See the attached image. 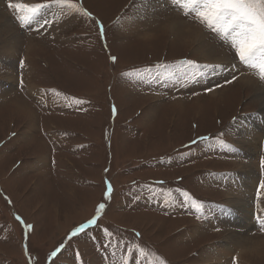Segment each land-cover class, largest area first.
<instances>
[{
    "label": "rangeland",
    "instance_id": "1",
    "mask_svg": "<svg viewBox=\"0 0 264 264\" xmlns=\"http://www.w3.org/2000/svg\"><path fill=\"white\" fill-rule=\"evenodd\" d=\"M0 3V264H264V79L230 37L172 0Z\"/></svg>",
    "mask_w": 264,
    "mask_h": 264
},
{
    "label": "snow or ice",
    "instance_id": "2",
    "mask_svg": "<svg viewBox=\"0 0 264 264\" xmlns=\"http://www.w3.org/2000/svg\"><path fill=\"white\" fill-rule=\"evenodd\" d=\"M55 3H64L65 0H54ZM172 3L180 8L187 9L186 14H195L196 18L205 23L216 35H219L222 40L230 39V46L234 50V57L246 66L257 68L260 73V78L264 79V0H172ZM9 8L15 7L17 11L26 7L21 4H13L9 0ZM34 8L47 7V5L27 6ZM17 19L21 23V27L30 24L26 17L18 16ZM47 23V21H46ZM101 35L103 29L101 28ZM115 61V57L111 58ZM190 65L195 62L189 61ZM213 71L225 70L226 65L210 66ZM236 77L233 76V80ZM80 104V101H76ZM192 143H197L193 141ZM261 166L264 167V159L261 160ZM107 183V182H106ZM264 189V181L258 188ZM110 187L105 192V198H110ZM106 205L101 203L98 205L96 212L99 214ZM89 226H98L95 224V217L87 221L86 224H81L72 233L75 236L77 233L84 231ZM264 228V222L261 224ZM30 227V226H29ZM60 248L53 251L50 255L57 256Z\"/></svg>",
    "mask_w": 264,
    "mask_h": 264
},
{
    "label": "bare ground",
    "instance_id": "3",
    "mask_svg": "<svg viewBox=\"0 0 264 264\" xmlns=\"http://www.w3.org/2000/svg\"><path fill=\"white\" fill-rule=\"evenodd\" d=\"M2 1V0H0ZM20 1L19 4L23 5V3L26 1V0H18ZM28 2V1H27ZM33 2V1H32ZM9 18L7 17L6 13L4 11H2V8H1V3H0V41L1 43H3L2 41V35L4 32H10L11 31V24L9 23ZM38 20V18H37ZM11 22V21H10ZM11 26V27H10ZM170 30L172 31V28H170ZM195 30V29H194ZM198 31V32H197ZM11 33V32H10ZM192 33V30L189 31V34ZM5 35V34H4ZM194 35L197 39L196 43H197V49L199 50H202L203 54H204V58H206L205 60L206 61H210V62H215L216 64L219 65V63L223 64V65H227L228 64V59L227 58H224L223 56H221L220 54H217L216 51H210V48L209 46L204 43V40H202V33L199 32V30H196L194 32ZM4 43H6L7 45L10 44V41L9 39H5ZM7 48V47H6ZM10 50V49H9ZM6 52V58L8 59H11V51ZM4 52V53H5ZM11 61V60H10ZM206 62V63H208ZM214 63V64H215ZM9 64V63H8ZM6 77L8 78V80H12L13 79V76L11 75L12 73L9 71H6ZM7 80V79H6ZM9 82V81H8ZM6 85H9L8 83H5ZM240 87L248 92H250V94H252L253 98L255 99L256 101V104L258 103V105H261L263 106L264 108V87L263 86H259L255 85V83L252 81V79H247V78H242V80H240ZM0 90L1 87H0ZM214 96V94L212 95ZM264 111V109H263ZM250 147H255L254 145H250ZM37 169V168H36ZM246 169V168H244ZM246 172V171H245ZM249 173H246V176H248ZM244 177V176H243ZM234 203H238V201L236 199H234ZM246 204H248L246 202ZM238 211H241L240 209ZM228 214V213H227ZM233 214H232V211H229V214H228V217H231ZM233 217V216H232ZM249 224H251L252 222V214L250 213V218H249ZM239 235V234H238ZM240 236V235H239ZM239 236H237L235 233H232L230 234L229 236V239H232V240H236L239 238ZM247 236V235H246Z\"/></svg>",
    "mask_w": 264,
    "mask_h": 264
}]
</instances>
